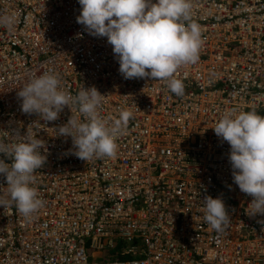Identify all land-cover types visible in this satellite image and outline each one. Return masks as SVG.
<instances>
[{
    "label": "built area",
    "instance_id": "built-area-1",
    "mask_svg": "<svg viewBox=\"0 0 264 264\" xmlns=\"http://www.w3.org/2000/svg\"><path fill=\"white\" fill-rule=\"evenodd\" d=\"M190 2L202 43L174 74L185 86L176 96L165 80L124 79L107 38L77 23L78 0H0V14L16 16L0 25V138L28 128L47 149L30 185L38 210L24 216L0 188V264H264V216H251L212 129L226 111L264 116V0ZM44 72L73 96L95 86L105 119L132 112L113 156L70 151L54 128L68 107L47 123L21 111L17 92ZM208 195L229 210L223 231L204 221Z\"/></svg>",
    "mask_w": 264,
    "mask_h": 264
},
{
    "label": "clouds",
    "instance_id": "clouds-1",
    "mask_svg": "<svg viewBox=\"0 0 264 264\" xmlns=\"http://www.w3.org/2000/svg\"><path fill=\"white\" fill-rule=\"evenodd\" d=\"M78 4L77 23L89 35L107 38L124 79L165 80L176 96L184 94V83L174 74L181 65L196 62L202 43L200 25L191 20L190 0H78ZM15 23L14 13L0 14V25L12 28ZM17 97L23 113L36 114L45 123L56 121L68 107L72 115L54 128L57 136L71 138L70 151L85 161L113 156L116 139L132 118L126 109L118 118H103L99 109L104 95L95 86H83L73 96L53 72L31 77ZM73 106L79 115L73 114ZM212 129L229 145L232 179L242 193L252 197L251 216H264V116L255 110L226 111ZM7 132L11 139L0 138V176L6 180V186L0 188L6 187L17 211L29 216L42 205L30 185L35 171L46 162L41 150L47 149L28 128L23 135L19 130ZM203 201L204 221L212 229L223 231L231 219L223 198L208 195ZM5 206L0 201V207Z\"/></svg>",
    "mask_w": 264,
    "mask_h": 264
}]
</instances>
